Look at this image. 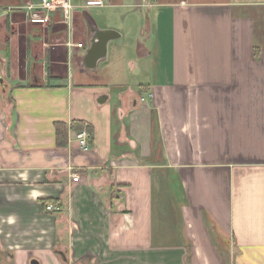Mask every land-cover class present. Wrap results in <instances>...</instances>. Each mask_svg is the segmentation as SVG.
Here are the masks:
<instances>
[{"label":"crops","instance_id":"1","mask_svg":"<svg viewBox=\"0 0 264 264\" xmlns=\"http://www.w3.org/2000/svg\"><path fill=\"white\" fill-rule=\"evenodd\" d=\"M36 1L0 0V264H264V0Z\"/></svg>","mask_w":264,"mask_h":264},{"label":"built area","instance_id":"2","mask_svg":"<svg viewBox=\"0 0 264 264\" xmlns=\"http://www.w3.org/2000/svg\"><path fill=\"white\" fill-rule=\"evenodd\" d=\"M57 10H62L65 19L70 21L74 10L72 0H37L36 2L28 3V5L25 6V11L31 24L47 25L51 21V14ZM77 47L81 48L83 47V44L80 43ZM75 139L82 150L85 152L90 150L92 136L86 129L77 133ZM73 179L74 181H79L80 177L77 174H74ZM47 210H54V206L48 205Z\"/></svg>","mask_w":264,"mask_h":264},{"label":"trees","instance_id":"3","mask_svg":"<svg viewBox=\"0 0 264 264\" xmlns=\"http://www.w3.org/2000/svg\"><path fill=\"white\" fill-rule=\"evenodd\" d=\"M83 128H84L83 125L76 126L75 123H73L70 127L66 123H62V122L55 123L57 147L62 148L67 145L68 133L70 129L75 131H80Z\"/></svg>","mask_w":264,"mask_h":264},{"label":"water","instance_id":"4","mask_svg":"<svg viewBox=\"0 0 264 264\" xmlns=\"http://www.w3.org/2000/svg\"><path fill=\"white\" fill-rule=\"evenodd\" d=\"M31 264H39L38 261L34 260Z\"/></svg>","mask_w":264,"mask_h":264}]
</instances>
